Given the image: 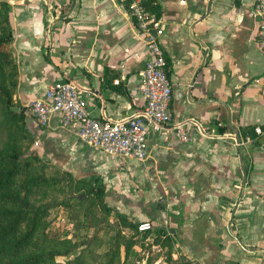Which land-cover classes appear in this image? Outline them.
<instances>
[{"label":"crops","instance_id":"1","mask_svg":"<svg viewBox=\"0 0 264 264\" xmlns=\"http://www.w3.org/2000/svg\"><path fill=\"white\" fill-rule=\"evenodd\" d=\"M6 1L23 106L71 79L90 90L85 100L96 118L142 108L139 74L150 54L122 3ZM158 2L173 122L193 118L213 137L180 142L151 132L144 162L83 145L56 115L42 128L29 114L34 137L58 167L102 178L106 200L131 220L173 235L190 264H264V50L252 0ZM156 188L170 194L142 200Z\"/></svg>","mask_w":264,"mask_h":264},{"label":"trees","instance_id":"2","mask_svg":"<svg viewBox=\"0 0 264 264\" xmlns=\"http://www.w3.org/2000/svg\"><path fill=\"white\" fill-rule=\"evenodd\" d=\"M143 8L152 13L156 19L160 16L158 0H142ZM7 27L6 36H0V129L5 132L7 139L12 135V128L19 126L23 117L24 106L18 112L10 108L12 92L16 86L17 64L9 47L12 38L9 8L1 7ZM138 27L135 19H132ZM8 47V48H7ZM0 146V264H132L127 259L132 246L144 238L148 231H139L137 226L142 219L133 222L127 215L119 214L113 221L116 228L109 245L103 252L92 249V243H100L97 234L84 236L78 241L68 238L67 235H57L48 229L45 218V209L36 205L32 193L43 186H51L57 180L43 172L35 173L30 169V162L23 160L18 150L10 142L2 141ZM59 171V169L54 168ZM60 172V171H59ZM74 180V184L86 186L85 197L88 195L103 199L106 187L96 177L76 179L67 171H63ZM106 212L112 209L102 200ZM107 214V213H106ZM154 224L151 220H148ZM133 230L129 236L124 235L121 226ZM159 238H165L170 244V236L166 230L157 227ZM170 235V234H169ZM173 236V235H172ZM162 241V240H161ZM158 243V242H156ZM75 250H78L72 257ZM160 252L153 250L140 264H154ZM57 256H65L63 262L56 260ZM168 259H171L170 256ZM184 264V263H183Z\"/></svg>","mask_w":264,"mask_h":264},{"label":"built area","instance_id":"3","mask_svg":"<svg viewBox=\"0 0 264 264\" xmlns=\"http://www.w3.org/2000/svg\"><path fill=\"white\" fill-rule=\"evenodd\" d=\"M115 1L126 7L131 20H136L150 54L139 74L138 91L144 99L142 108L121 119L96 118L85 100L90 90L71 79L49 84L42 97L30 100L24 107L42 128H47L52 116L56 115L58 125L73 133L83 145L141 162L147 158L151 132L167 131L180 142H189L195 133L213 137L208 125L193 118L173 122L172 83L168 76V60L159 41L163 33L160 20L143 8L142 0ZM252 10L258 20L257 43L264 50V0H252ZM152 226L145 220L137 229L149 231Z\"/></svg>","mask_w":264,"mask_h":264},{"label":"rangeland","instance_id":"4","mask_svg":"<svg viewBox=\"0 0 264 264\" xmlns=\"http://www.w3.org/2000/svg\"><path fill=\"white\" fill-rule=\"evenodd\" d=\"M64 3L65 2H63V4ZM5 4L7 6H11L6 0H0V11L2 9L1 7L5 6ZM66 5L68 6V3ZM4 16L0 12V36L5 37L8 30L5 26L6 21L3 20ZM10 24L12 38L8 45L17 64V83L12 92L10 108L18 112L23 106L22 104L24 101L19 96L20 72L19 64L17 62V58L14 55V50L12 47L13 26L11 20ZM29 114L30 112H28V110L25 108L23 110V117L21 120H19V126L12 128V135L9 139H7L5 132L3 133V130L0 129V146L2 145V141L4 142L6 140L10 142V144L21 154L23 160L30 162V169H32L33 172H43L45 175L51 176L57 180V183H54L51 186H43L36 189L31 195V199L36 205H41L44 207V216L48 223V229L57 235L65 234L68 238L78 241L84 240V236H90L95 233L100 237L101 242L98 244L93 242L91 245L92 249H95L96 252L99 253L103 252L107 249L110 239L116 230V228L113 226V221L118 218L119 214L127 216L128 214L125 213V211L119 210L106 200V191L104 193L103 199L102 197L96 198L95 196L90 195H88L86 200L82 199L85 197L86 186L81 183L74 184V180L63 173V171L67 170L58 167L49 159V157L41 154V150L39 149L40 142H38V140L34 137ZM54 168L59 169L60 172L54 170ZM71 176L76 179H88L91 177H96L99 182L105 185V182L98 175H90L88 177L81 178H78L72 174ZM158 190V188H156V191H154V189L149 190L147 195L142 200H148L150 197L155 200H161L164 196L166 197L170 194L168 191L164 194H160ZM102 200H104L106 206H109L112 209L111 212L110 210L106 212L102 203H100ZM157 227L158 226H156V224H153L152 229H150L147 234H145L144 238L133 244L127 262L132 264H140L145 260L147 255H151L153 250L158 249L160 256L154 262V264H190L191 260L180 251L179 247L176 245L174 236L167 234L170 236L169 244L167 239L159 238L156 230ZM120 229L126 236L131 235L133 232V230L126 228L124 225L121 226ZM77 252L78 250H75L73 254L68 256V258L72 257ZM169 256L171 259H168ZM66 259L67 257L65 256L56 257V260L59 262H63Z\"/></svg>","mask_w":264,"mask_h":264},{"label":"water","instance_id":"5","mask_svg":"<svg viewBox=\"0 0 264 264\" xmlns=\"http://www.w3.org/2000/svg\"><path fill=\"white\" fill-rule=\"evenodd\" d=\"M199 41V40H198Z\"/></svg>","mask_w":264,"mask_h":264}]
</instances>
